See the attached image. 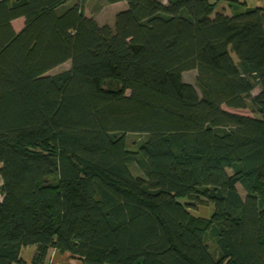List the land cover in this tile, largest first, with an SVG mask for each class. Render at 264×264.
<instances>
[{
	"label": "trees",
	"instance_id": "1",
	"mask_svg": "<svg viewBox=\"0 0 264 264\" xmlns=\"http://www.w3.org/2000/svg\"><path fill=\"white\" fill-rule=\"evenodd\" d=\"M68 1L0 0V264H264V6Z\"/></svg>",
	"mask_w": 264,
	"mask_h": 264
},
{
	"label": "rangeland",
	"instance_id": "2",
	"mask_svg": "<svg viewBox=\"0 0 264 264\" xmlns=\"http://www.w3.org/2000/svg\"><path fill=\"white\" fill-rule=\"evenodd\" d=\"M73 1L78 0H69L67 4H72ZM81 1V0H80ZM162 2H167V0H161ZM216 4L215 12L217 11H223L226 14H233L240 10H245L248 7H256V6H264V0H210ZM82 2V1H81ZM83 9L86 15L88 16H96L97 20L100 24L108 23L111 26H114L115 24V18H116V10H121L120 6H112L107 4L108 2L106 0H84L83 2ZM126 8V7H125ZM215 12L213 14H215ZM17 28L21 27V22H17L16 24ZM70 68V62H66L62 65L57 66L56 68L52 69L48 72L50 75H54L57 73H60L66 69ZM183 78L186 82L193 84L198 90V84H197V71L196 70H190L183 74ZM108 84L116 86L117 83L115 82H108ZM260 88L256 87L253 91V94H257L259 92ZM239 112L251 116H257L256 113H253L250 109H243ZM137 135H130L128 140L129 142H133L137 140ZM241 187V186H240ZM243 192V189L240 188ZM210 206L208 204H200V211L205 216H210V212L213 211L210 210Z\"/></svg>",
	"mask_w": 264,
	"mask_h": 264
},
{
	"label": "crops",
	"instance_id": "3",
	"mask_svg": "<svg viewBox=\"0 0 264 264\" xmlns=\"http://www.w3.org/2000/svg\"><path fill=\"white\" fill-rule=\"evenodd\" d=\"M74 2H76V1H73L72 3H74ZM107 4L112 5V6H120L121 7L120 8L121 10H116V14H118L120 11L127 8V2L126 1H120V2H116V3H107ZM93 17L97 20L96 16H93ZM16 22H21V24L23 23V21L21 19L16 21ZM104 24H106V23H104ZM209 206H210L209 208H211L210 210H212V208H213L212 205H209ZM199 209H200V206L196 210H193L195 215L202 216V217H209V216H205L204 214H202ZM211 213H212V211L210 212L209 215H211ZM210 243H211L212 247L215 248V243L214 242H210ZM35 251H36V245H29V246L24 247L22 249L21 258L25 261V264H33L32 259H33ZM44 264H87V263L84 261L83 258L76 256V255H73L70 252H60L55 248H50L48 251V254L46 256V259L44 261Z\"/></svg>",
	"mask_w": 264,
	"mask_h": 264
}]
</instances>
